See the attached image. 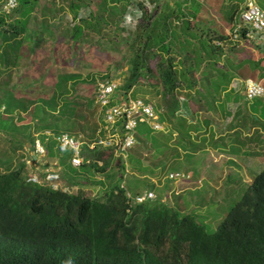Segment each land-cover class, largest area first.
Listing matches in <instances>:
<instances>
[{"label": "trees", "instance_id": "obj_1", "mask_svg": "<svg viewBox=\"0 0 264 264\" xmlns=\"http://www.w3.org/2000/svg\"><path fill=\"white\" fill-rule=\"evenodd\" d=\"M60 2L58 7L55 0H17V6L6 13L0 7V133L13 145L24 147L28 143L31 149L39 139L44 155L58 157L62 171L69 174L92 167L106 173L109 180L116 172L109 169L124 172L126 168L124 156L102 146L84 147L82 154L89 161L74 167L70 153L60 155L55 139L45 134L46 130L57 134L75 126L84 130L87 121L80 122L73 94L79 77L76 73L57 72L48 96L17 95L15 88L20 82L10 85L25 55L39 48L46 37L57 39L50 20L65 7L72 14L71 38L82 36L88 42L98 33L96 43H107L119 51L131 43L134 51L129 58L130 74L123 84L126 91L141 79L156 76L162 110L173 126L166 128V134L160 129L156 132L161 136L144 139V146H152L154 155L161 158L158 175L175 163L179 147L187 150L184 143L190 141L181 138L175 145L170 136L176 128L186 139L190 127L194 131L199 127V122L188 121L190 114L194 117L205 105L211 107L222 91L235 89L232 83L239 76L243 80L264 78V32L244 25L237 38H232L241 0H213L211 5L221 24L201 15L202 10L208 12L201 0ZM135 30L139 31L133 37ZM249 33L255 39L249 38ZM241 51L245 55L235 62L234 56ZM222 56L224 62L220 61ZM189 101L196 109L190 108ZM23 112L32 118V124H17ZM98 114L99 122L90 136L86 134L89 138L102 118ZM155 146L165 149L157 152ZM24 157L22 153L0 159V264H264V168L218 228L208 232L194 212L182 207L186 205L174 206L159 198L130 202V192L118 183L123 178L119 170L108 185L101 183L99 196L88 197L80 188L67 191L28 181ZM130 165L135 171L136 163ZM148 186L151 189L155 184L148 182Z\"/></svg>", "mask_w": 264, "mask_h": 264}, {"label": "rangeland", "instance_id": "obj_2", "mask_svg": "<svg viewBox=\"0 0 264 264\" xmlns=\"http://www.w3.org/2000/svg\"><path fill=\"white\" fill-rule=\"evenodd\" d=\"M3 1L0 0V7ZM201 2L208 7L211 14L208 15L206 11L202 10L201 15L204 18L207 17L208 21L213 20L212 18L218 20L216 18L219 15L215 11V7L211 5L213 0H201ZM55 3L59 7L61 2L60 0H55ZM257 4L264 9V0H258ZM63 10L58 14V17L50 20L51 23L54 22L51 24V29L57 34V39L46 37L39 48L30 51L28 57L25 55L20 71L13 73L10 85L16 81L20 82V85L15 88L17 95L34 97L40 93L48 96L57 72L76 73L79 77L75 80L73 94L79 105V115L82 116L79 118L80 122L82 123L83 120H86L87 123L84 124V130H79L75 126L74 128L64 129V131L70 133L81 132L90 136L92 127L96 122H99V112L95 97L97 84L102 80L114 79L119 83L122 91H126L123 88V84L130 74L129 58L134 50L131 48V43L127 44L121 51L109 47L107 43H96L97 37L101 35L98 33L95 34L94 40L88 42L83 40L82 36L76 40L71 38L69 36L71 24L69 17L72 14L66 7ZM82 11L85 14L88 13L84 8ZM138 31L135 30L133 37L138 34ZM262 45H264V42ZM244 46L253 50L252 46ZM243 52L236 54L233 59L243 57L245 55ZM223 59L222 56L220 61L224 62ZM236 62L238 61L236 60ZM155 77V75L153 77L149 75L148 80L144 78L135 83L130 90V96L134 99L141 98L154 106L158 117L163 118V120L160 119L159 121L163 126V132L166 134L169 131L166 128L170 126L173 129V126L169 124L165 117V112L162 110L160 87L154 83ZM237 78L238 80L233 82L232 86L241 89L244 78L242 76ZM37 79L40 80V82L38 81L39 83L30 84V82ZM261 83L264 85V82ZM236 107L237 105H234L233 111H235ZM240 108L244 114L245 111L242 107ZM21 117L22 119L17 121V124H23L25 121L33 123L32 118L24 114V112L21 113ZM151 130L145 123L137 127V143L129 148L125 154H121V156H124L122 159L125 163V171L122 172L121 169L115 170V168L112 170L111 168L109 172L116 171L115 175L111 177L107 169L106 172L110 175L109 180L114 179L119 171L122 172L123 178H120L118 183L123 185L131 194L148 189V182H152L155 187L148 190L154 192L155 198H159L174 206L186 205L182 207L186 211L194 212L198 216H196L197 220L204 225L206 231H215L227 211L239 200L257 173L264 168L263 148L261 146L256 147L257 156L255 157H249L248 153L236 152L232 161L235 164H228L223 159H218L220 157L218 155L197 153L196 151L199 148L193 145L195 142L193 135L196 133L194 130L188 131L186 139H184L183 134L178 135L175 132L172 137L170 136L171 141L175 142V145L180 143L181 138L183 141H190L188 144L184 143L187 150L182 149V146L179 147V152L175 151V155L178 154L175 163L167 167L161 175H158L161 170V158L158 155H154L152 146H144V139L148 141L152 137H158L162 134H157L158 132L154 129ZM28 146V143L24 147L15 146L0 133V159L23 153L26 162L25 175L36 174L39 176L43 170H46L49 166L51 167V160L46 158L45 155L36 154L35 150ZM248 146L253 148V145L248 144ZM25 147L26 150L24 149ZM161 148L165 149L164 147ZM154 150L157 152L158 150L162 151L160 148L157 149L156 146ZM186 152L190 155L186 156ZM166 154L169 155L168 153ZM133 162L136 163L135 171L130 169V164ZM138 164H141L144 169L140 170ZM17 165L16 162L14 167H17ZM174 170L189 172L191 176L188 179L174 181L165 177L169 171ZM59 176L60 186L64 190L75 191L80 188L88 197L99 196L101 188H103L101 183L104 182V184L108 185L109 181L105 177L106 173L98 172L92 167L90 169L86 168L84 171L82 169L77 174H69L65 170H61Z\"/></svg>", "mask_w": 264, "mask_h": 264}, {"label": "built area", "instance_id": "obj_3", "mask_svg": "<svg viewBox=\"0 0 264 264\" xmlns=\"http://www.w3.org/2000/svg\"><path fill=\"white\" fill-rule=\"evenodd\" d=\"M257 1L241 0L239 19L232 29L233 39L237 38L238 30L244 25L250 26L254 31L264 32V9L257 4ZM16 6L17 0H6L2 4L1 10L6 13ZM249 38L255 39V36L249 33ZM130 90L122 91L119 83L114 79L102 80L97 84L95 97L98 112L102 118L92 138L81 133L76 135L69 132L53 134L49 130H46L45 134L51 135L55 139L57 149L61 155L67 152L70 153V163L75 167L89 161L82 154L84 147L89 149L96 146L111 147L116 155L125 154L137 142L136 129L139 124L145 123L154 130L163 128L154 106L141 98H132ZM244 90L245 98L248 100L264 97V85L258 80L245 79ZM34 150L36 154L40 155H44L46 152L39 139H35ZM167 177L178 180L189 178V174L170 171ZM59 179V173L55 169L45 171L41 178L36 174L28 176V181L46 183L54 189L60 187ZM127 196L132 203H142L152 200L155 194L152 190H145L133 196L127 193Z\"/></svg>", "mask_w": 264, "mask_h": 264}, {"label": "crops", "instance_id": "obj_4", "mask_svg": "<svg viewBox=\"0 0 264 264\" xmlns=\"http://www.w3.org/2000/svg\"><path fill=\"white\" fill-rule=\"evenodd\" d=\"M207 13L211 15L209 10ZM212 16L214 15L212 14ZM216 19H218L217 23L221 24L220 18ZM239 58L237 57L235 62ZM260 81L264 82V78ZM242 83L241 89L228 88L222 91L219 100H215L211 107L205 105V109L194 117L193 114H190L188 121L199 122V127L193 135L195 137L193 145L199 148L197 153L218 155L220 156L218 159H223L228 164H235L232 161L236 152L248 153L249 157H255L257 156L256 147L261 146L264 153V97L246 99L244 80ZM234 105H237L235 111H233ZM189 106L191 109H196V105L192 101H189ZM240 107L245 111L244 114ZM192 129L190 127L189 131ZM248 144L253 145V148H250ZM46 158L51 160V167L49 166L46 170L51 168L60 172L63 169V166L59 164L58 157Z\"/></svg>", "mask_w": 264, "mask_h": 264}, {"label": "clouds", "instance_id": "obj_5", "mask_svg": "<svg viewBox=\"0 0 264 264\" xmlns=\"http://www.w3.org/2000/svg\"><path fill=\"white\" fill-rule=\"evenodd\" d=\"M253 79V78H252ZM258 81H260V80H258ZM261 82V81H260ZM61 132H67V131H61ZM70 133V132H69ZM72 134V133H71ZM79 134V133H78ZM81 134H84V133H81ZM74 135H76V134H74ZM85 135V134H84ZM88 137V136H87ZM61 155V154H60ZM72 165V164H71ZM75 167V166H74ZM79 167V166H78ZM49 170H53V169H49ZM49 170H46V171H49ZM55 170H57V169H55ZM174 171H177V170H174ZM45 172V171H44ZM44 172H42V176H43V173ZM57 172L59 173V170H57ZM170 172V171H169ZM168 172V173H169ZM181 172V171H180ZM184 173H187V174H189V177L191 176V174L189 173V172H184ZM168 175V174H167ZM167 175H166V177H167ZM42 176H40V178L42 177ZM168 178V177H167ZM169 179V178H168ZM183 179H188V178H183ZM169 180H172V181H174L173 179H169ZM178 180H180V179H178ZM44 184V183H43ZM46 184V183H45ZM59 184H60V179H59ZM49 185V184H48ZM50 186V185H49ZM51 187V186H50ZM52 188V187H51ZM59 188H62L61 186L59 187ZM54 189V188H53ZM57 189V188H56ZM62 189H64V188H62ZM130 194V193H129ZM155 198V197H154ZM153 198V199H154Z\"/></svg>", "mask_w": 264, "mask_h": 264}]
</instances>
